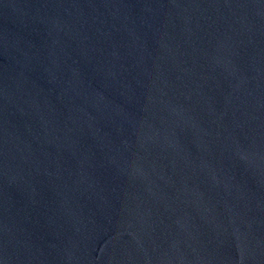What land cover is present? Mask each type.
Here are the masks:
<instances>
[{"label": "water", "instance_id": "95a60500", "mask_svg": "<svg viewBox=\"0 0 264 264\" xmlns=\"http://www.w3.org/2000/svg\"><path fill=\"white\" fill-rule=\"evenodd\" d=\"M0 264H264V0H0Z\"/></svg>", "mask_w": 264, "mask_h": 264}]
</instances>
